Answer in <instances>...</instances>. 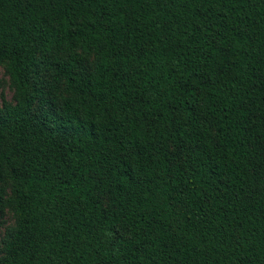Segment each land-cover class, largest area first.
<instances>
[{"label": "trees", "instance_id": "1", "mask_svg": "<svg viewBox=\"0 0 264 264\" xmlns=\"http://www.w3.org/2000/svg\"><path fill=\"white\" fill-rule=\"evenodd\" d=\"M0 64V264H264V0H0Z\"/></svg>", "mask_w": 264, "mask_h": 264}, {"label": "rangeland", "instance_id": "2", "mask_svg": "<svg viewBox=\"0 0 264 264\" xmlns=\"http://www.w3.org/2000/svg\"><path fill=\"white\" fill-rule=\"evenodd\" d=\"M93 57H88L84 59L81 63L85 69H89ZM50 74H45L46 78ZM14 90L11 86L9 75L6 71V66L0 64V102L6 100L8 102H13ZM8 193H10V188L7 187ZM15 228V218L12 210L6 207L3 212L0 211V258L4 256V243L11 236Z\"/></svg>", "mask_w": 264, "mask_h": 264}]
</instances>
